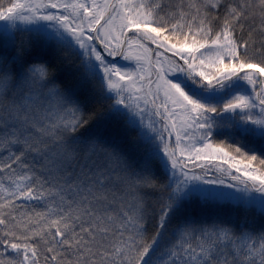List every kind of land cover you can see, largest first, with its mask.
I'll return each mask as SVG.
<instances>
[{
	"label": "snow or ice",
	"instance_id": "1",
	"mask_svg": "<svg viewBox=\"0 0 264 264\" xmlns=\"http://www.w3.org/2000/svg\"><path fill=\"white\" fill-rule=\"evenodd\" d=\"M0 264H264V0H0Z\"/></svg>",
	"mask_w": 264,
	"mask_h": 264
}]
</instances>
